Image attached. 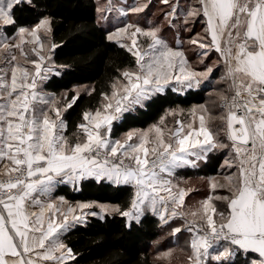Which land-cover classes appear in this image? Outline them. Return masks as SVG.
Here are the masks:
<instances>
[{
    "label": "snow or ice",
    "instance_id": "1",
    "mask_svg": "<svg viewBox=\"0 0 264 264\" xmlns=\"http://www.w3.org/2000/svg\"><path fill=\"white\" fill-rule=\"evenodd\" d=\"M159 2L158 21H145L153 0L102 6L97 0L102 39L132 60L99 88L78 84L57 93L47 83L73 65L57 63L64 41L55 40L56 17L34 0H0V264H79L81 254L66 235L109 216L123 218L129 232L151 216L174 240L187 234L183 246L158 248L153 264H173L177 251L183 264H264V0ZM25 6L35 13L30 22L17 16ZM197 22L202 33L182 40ZM86 27L73 24L69 31ZM165 30L175 31L174 45ZM208 85L210 104L183 108L171 101L146 128L116 136L117 127L170 93ZM94 95L98 103L83 108L68 135L65 114ZM213 161L222 175L208 177L205 197L187 205L196 189L182 186L176 170ZM85 182L128 187L129 200L55 195L59 185L80 192Z\"/></svg>",
    "mask_w": 264,
    "mask_h": 264
},
{
    "label": "trees",
    "instance_id": "2",
    "mask_svg": "<svg viewBox=\"0 0 264 264\" xmlns=\"http://www.w3.org/2000/svg\"><path fill=\"white\" fill-rule=\"evenodd\" d=\"M34 2L47 6L48 12L59 22L56 25L55 40L57 43L64 41V44L57 50V63L73 65L62 77H53L47 83L46 90L60 93L78 84H96L99 88L109 76L115 74L117 67L129 66L131 55L115 43L102 39L101 29L95 25L97 0H34ZM17 16L24 22H30L35 18V13L25 6L23 10L17 12ZM73 24H83L87 27L83 32H76L74 29L69 31ZM183 35L184 33L180 38ZM163 36L168 38L167 35ZM172 39L170 43L175 42L176 34ZM211 89L212 86L204 87L184 95L170 93L152 108L139 112L137 120L117 127L115 134L118 137L133 127L146 128L163 114L164 108L174 106L171 101L183 108L206 102ZM98 99L96 95L83 96L65 114L68 135L76 130L75 125L80 121L83 108L94 107ZM218 165L219 162L215 161L210 171H216ZM130 191L128 187L116 191L114 188L102 187L94 182H85L80 192L73 191L69 185H60L55 194L63 195L71 201L96 200L101 203L126 204ZM168 231L167 228L163 231L158 229L156 219L149 216L143 227L134 228L129 232L124 227L123 218L109 216L103 221L91 218L87 227H77L66 235V240L81 254L79 264H153L158 248L159 251L178 248L183 246L187 239L185 233L174 240L166 235ZM161 237L164 239L159 246H155L153 241Z\"/></svg>",
    "mask_w": 264,
    "mask_h": 264
},
{
    "label": "crops",
    "instance_id": "3",
    "mask_svg": "<svg viewBox=\"0 0 264 264\" xmlns=\"http://www.w3.org/2000/svg\"><path fill=\"white\" fill-rule=\"evenodd\" d=\"M130 1L132 2V0H128V3H131ZM157 1H159V0H153L154 3ZM153 17L154 16L152 15V13H149L147 15V17L144 18V20L146 21L147 19H151L153 21H158L159 15L155 19H153ZM132 19H135V18H132ZM113 23H115V21H113ZM201 27H202V25H201ZM166 31H170V30H165L164 32H166ZM174 34H176L175 31H174ZM170 44L174 45L175 42H172ZM219 75H220V73L216 72L215 76L212 77L213 82L219 77ZM211 86L212 85H208L206 87H211ZM211 90L209 92H211ZM50 92H52V91H50ZM208 98H209V96H208ZM208 98H207V100H208ZM203 103H206V102H203ZM222 159L223 158L220 157L219 162H222ZM214 163H215V161H213L212 165L205 167V168H202V169L181 168V169L176 170V173H175L176 180L180 181L182 183V186H188V187H192V188L196 189V191L193 194H190L189 197H186V204L187 205L195 204L196 202L202 200L205 197V195L207 194L208 190L203 188V185H200V183L202 181H207V178L210 176H217L219 178L222 175V170L219 168V165L217 166L216 171H214V172L210 171L211 167L214 165ZM69 186H71V185H69ZM56 196H60V195H56ZM202 196H204V197L198 199V197H202Z\"/></svg>",
    "mask_w": 264,
    "mask_h": 264
},
{
    "label": "rangeland",
    "instance_id": "4",
    "mask_svg": "<svg viewBox=\"0 0 264 264\" xmlns=\"http://www.w3.org/2000/svg\"><path fill=\"white\" fill-rule=\"evenodd\" d=\"M105 2H106V0H99V3H100L101 6H102ZM130 2H131V1H130ZM161 7H162V6L160 5V2H159V1H157V2H155V3L153 2V7H152L151 10L149 11V13H152V15H153V13H156V14H157V15H153V16H154L153 19H155V18L158 16ZM149 13H148V14H149ZM132 18H135V17H132ZM202 31H203V28L201 27V23L197 22V23L194 25V31H193L192 33H190V34H189V33H184L183 37H181V38H182V40L187 41L188 38H189V35H191V36H195L196 33H202ZM163 35H167L166 37H168V38H165V39H167L168 42H169V41L173 40V39H172V36L174 35V31H173V30H172V31L170 30V31L163 32ZM169 43H170V42H169ZM185 51H186V54L189 55L191 61H192L193 63H195L196 60H197V55H196V52H195L194 48L191 47V46H187V45H186V46H185ZM212 59L215 60L216 57L213 55V56H212ZM211 99H212V97H209L208 100L206 101V103H209V104H210V103H211ZM198 104H199V103H198ZM168 122H169V125H170L171 122H172L171 117L168 118ZM121 135H122V134H121ZM200 185H203V188H205L206 190H208V187H207V181H202V182L200 183ZM203 197H204V196H202V197H198V199H199V198H203ZM172 248H175V247H172ZM155 256H156V254H155ZM183 260H184L183 254L180 253L179 251H177L176 257H175L174 260H173V264H182Z\"/></svg>",
    "mask_w": 264,
    "mask_h": 264
}]
</instances>
